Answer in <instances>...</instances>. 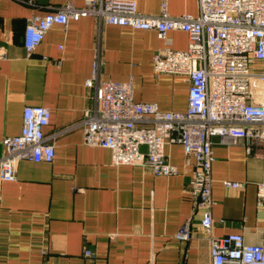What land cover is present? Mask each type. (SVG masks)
Instances as JSON below:
<instances>
[{"label":"crops","instance_id":"crops-1","mask_svg":"<svg viewBox=\"0 0 264 264\" xmlns=\"http://www.w3.org/2000/svg\"><path fill=\"white\" fill-rule=\"evenodd\" d=\"M65 3L79 7L83 0H0V44L6 47L0 58V156L1 139L19 133L26 105L49 109L43 132L54 146L50 162L22 159L13 180H0V264H210L200 212L187 193L192 169L181 144L164 145L177 169L164 176L138 164L114 165L108 148L83 142L95 18L54 23L31 52L25 49L28 19ZM135 3L139 12L157 13L160 0ZM167 10L196 14L197 0H167ZM99 34L103 78L130 80L136 101L162 110L186 108V76L153 69L152 55L164 45L154 30L103 24ZM167 35L172 48L186 47L185 32ZM212 153V233L237 232L246 243L264 245V206L256 203L264 150L248 154L241 144L215 138ZM225 179L242 185L224 187ZM188 219L191 237L177 241L174 234Z\"/></svg>","mask_w":264,"mask_h":264},{"label":"built area","instance_id":"built-area-1","mask_svg":"<svg viewBox=\"0 0 264 264\" xmlns=\"http://www.w3.org/2000/svg\"><path fill=\"white\" fill-rule=\"evenodd\" d=\"M81 16L94 17L98 25L95 56L84 80L90 93L81 120L83 142L108 148L114 165L138 164L164 176L177 172L165 156L164 145L181 144L192 169L187 193L200 212L199 226L208 239L210 264H264V245L246 243L237 232L214 235L211 213L214 139L241 144L248 154L264 150V0H197L196 14L177 15L168 12L167 0H160L157 13L139 12L135 0H83L79 7L65 3L28 19L25 49L31 52L52 24L66 25L70 18ZM103 24L156 32L164 45L152 55L153 69L186 76L184 110H162L155 102L136 101L130 80L101 76L99 32ZM170 30L186 33L184 49L170 46ZM5 54L6 47L0 44V58ZM49 121L47 107L24 106L19 133L1 139L0 180H13L22 159H53V143L43 132ZM222 185L238 188L242 184L225 179ZM256 203L264 206V172L256 183ZM190 237L188 219L174 238L183 242ZM84 254L91 256L92 252L85 249Z\"/></svg>","mask_w":264,"mask_h":264}]
</instances>
